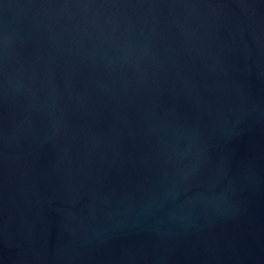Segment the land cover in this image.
I'll return each mask as SVG.
<instances>
[{"label":"water","instance_id":"water-1","mask_svg":"<svg viewBox=\"0 0 264 264\" xmlns=\"http://www.w3.org/2000/svg\"><path fill=\"white\" fill-rule=\"evenodd\" d=\"M0 264H264V0H0Z\"/></svg>","mask_w":264,"mask_h":264}]
</instances>
